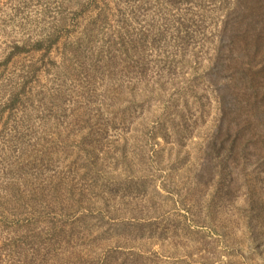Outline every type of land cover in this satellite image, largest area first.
Segmentation results:
<instances>
[{"label": "rangeland", "instance_id": "rangeland-1", "mask_svg": "<svg viewBox=\"0 0 264 264\" xmlns=\"http://www.w3.org/2000/svg\"><path fill=\"white\" fill-rule=\"evenodd\" d=\"M0 264H264V0H0Z\"/></svg>", "mask_w": 264, "mask_h": 264}, {"label": "trees", "instance_id": "trees-1", "mask_svg": "<svg viewBox=\"0 0 264 264\" xmlns=\"http://www.w3.org/2000/svg\"><path fill=\"white\" fill-rule=\"evenodd\" d=\"M56 40H57V38L51 43V45H53V43H55L56 42ZM51 45L50 46H48L47 47V52L48 51H50V47H51ZM44 48V44H43V42H38V43H36V45L34 46V49H37V50H41V49H43ZM29 49H27L26 47H24V46H15V48H14V50L9 54V56L5 59V62L7 63V62H9L10 61V59L16 54V53H19V52H24V51H28ZM26 86H24V88H25ZM26 89H24V91H25ZM18 99H20V97H19V95L18 96H16L15 97V99H13V103H16V101H18ZM221 128H222V126H219L218 127V129H217V131H216V133H215V135H214V138H217L218 139V134H219V132L221 131ZM213 138V140H212V142H210V147L212 148V150H213V152H216V142H215V139ZM218 142H220L219 141V139H218Z\"/></svg>", "mask_w": 264, "mask_h": 264}]
</instances>
